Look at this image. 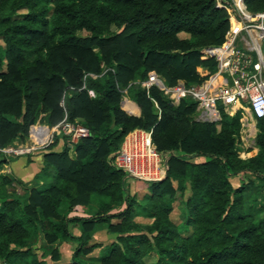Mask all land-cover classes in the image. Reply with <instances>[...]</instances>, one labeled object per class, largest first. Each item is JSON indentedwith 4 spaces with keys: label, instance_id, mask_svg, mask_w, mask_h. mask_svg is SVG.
I'll return each mask as SVG.
<instances>
[{
    "label": "trees",
    "instance_id": "trees-1",
    "mask_svg": "<svg viewBox=\"0 0 264 264\" xmlns=\"http://www.w3.org/2000/svg\"><path fill=\"white\" fill-rule=\"evenodd\" d=\"M245 4L264 10V0ZM228 16L216 0H0V149L24 142L38 117L49 128L66 119L89 130L76 142L54 133L19 196L11 180L26 183L0 174V264H264V117L258 152L240 158L239 112L200 121L190 97L175 104L140 83L155 73L169 86L201 84L197 68L215 69L211 50L225 40ZM123 90L139 114L121 107ZM135 128L152 130L168 165L163 179L115 165ZM13 159L0 151V168ZM98 225L113 235L109 244L94 240ZM63 242L74 248L59 263ZM95 248V260L83 259Z\"/></svg>",
    "mask_w": 264,
    "mask_h": 264
},
{
    "label": "built area",
    "instance_id": "built-area-1",
    "mask_svg": "<svg viewBox=\"0 0 264 264\" xmlns=\"http://www.w3.org/2000/svg\"><path fill=\"white\" fill-rule=\"evenodd\" d=\"M216 4L227 9L229 30L225 40L211 50L216 66L203 82L187 86L179 80L169 86L158 75L150 74L140 83L146 89L153 85L161 87L175 104L190 97L197 104L195 118L200 121L219 122L218 104L228 115L239 112L240 136L244 143L254 144L256 120L264 117V10L250 12L245 0H216ZM35 129L40 132L34 136L35 145L46 141L41 133L48 129L51 135L45 145L53 142L54 133L69 136L71 142L89 135L86 127L66 119L48 129L45 125ZM151 133V129L135 128L124 137L114 163L128 176L145 181L164 178L168 165L153 143ZM31 149L34 147L18 145L0 151L14 157Z\"/></svg>",
    "mask_w": 264,
    "mask_h": 264
},
{
    "label": "rangeland",
    "instance_id": "rangeland-1",
    "mask_svg": "<svg viewBox=\"0 0 264 264\" xmlns=\"http://www.w3.org/2000/svg\"><path fill=\"white\" fill-rule=\"evenodd\" d=\"M212 54V53H211ZM198 73L205 77L208 75V73L211 71L205 67H198L197 68ZM151 74H155V73H151ZM150 75V74H149ZM157 75V74H156ZM127 97H130L129 95H127ZM218 109L220 111V115L221 112H224L223 107L218 104ZM38 125H45V129H48L47 125L44 124L41 120V117L36 118L34 121H32L30 123V129H29V136L27 137V139L20 143V142H14L12 143V146H18V145H23V146H28L30 148L34 147V149H31L30 152H27V154H30V157H34L36 155H38V152L43 150V148H45L47 145V142H49L50 139V135H51V130H46L43 131L41 133V136L46 138L45 142L39 143L35 145V140H34V136H36V134H40V132L37 133V130L35 129L36 126ZM50 143H48L49 145ZM52 144V142H51ZM45 145V146H44ZM44 146V147H43ZM57 146V145H56ZM239 146H240V152H239V157L240 158H249L253 155H255L258 151H257V147L252 144V143H244L241 136L239 135ZM55 147V146H54ZM57 148V147H56ZM26 154V153H25ZM10 157V156H8ZM18 156H14V157H10V158H16L13 159L9 162L10 165V169L13 170V166L16 162H21V161H25V163H27L26 165H30V169L32 170H28L27 173L23 176L24 179H22V181H24L26 183V185H22L21 183L17 182L15 178H13L11 180V185L9 188V191L13 193V195H21L24 193L26 188H30L32 187L34 180H33V170L36 169L38 164H41L39 162L42 161V158L40 159H33V161L31 162H27L28 157L27 156H22V157H18ZM32 160V159H31ZM41 160V161H40ZM1 172H3L6 175H10V176H16L14 174V172H11L10 170H7V167H3V169L1 170ZM52 177H51V172L50 174H48L46 177L43 178V181H39L38 184H42V187H45L48 185V182H50ZM0 182H1V178H0ZM136 183L137 186H141L142 184L137 183V181H133V183ZM1 184V183H0ZM142 195H139L138 197L141 198ZM97 204V202H96ZM172 216L176 221H180V205L179 202L175 203V208L172 212ZM135 220L139 223H147L150 222V219L145 218L143 216H136ZM113 222H115V220H113ZM93 233V238L95 241L100 242L103 246L106 244H109L111 242V237L113 236L111 233L108 232L107 226L106 225H98ZM34 249H37V244L33 245ZM72 248H74V245L69 244V242H63L60 245H58V249L60 251V255H61V260L59 261V263H64V262H68L71 256V251ZM36 252L40 255L41 251L40 250H36ZM100 252V248H95L94 250H92L89 254L84 255L83 259L86 260H95L96 257L99 255ZM47 261L49 260V257L46 258Z\"/></svg>",
    "mask_w": 264,
    "mask_h": 264
},
{
    "label": "crops",
    "instance_id": "crops-1",
    "mask_svg": "<svg viewBox=\"0 0 264 264\" xmlns=\"http://www.w3.org/2000/svg\"><path fill=\"white\" fill-rule=\"evenodd\" d=\"M127 95H128V93H127V90L125 91V92H123V96H122V103H121V107L124 109V110H126V111H128L129 113H131V114H134V115H137V114H139V107H138V105L130 98V97H127ZM124 102H130V103H132V104H134L135 106H136V111H130L129 109H127V108H124L123 107V103ZM256 131H257V129H256ZM257 151H258V149H257ZM41 158V156L40 155H36V156H34L33 158L31 157V162L33 161V159H40ZM29 161V159H27V162ZM41 161V160H40ZM30 162V161H29ZM39 163H41V162H39ZM27 163H25V161H21V162H16L15 164H14V166H13V170H11L10 169V165L11 164H9V163H7V164H3L2 166H1V168H0V174H4L3 172H1V170L3 169V167H7V170H10L11 172H14V174L16 175L15 177H17V178H19V179H24V175L27 173V171L28 170H32V169H30L29 167H30V165H26ZM41 168V164H38L37 165V167H36V169H34L33 171V175L39 170ZM23 175V176H22Z\"/></svg>",
    "mask_w": 264,
    "mask_h": 264
},
{
    "label": "water",
    "instance_id": "water-1",
    "mask_svg": "<svg viewBox=\"0 0 264 264\" xmlns=\"http://www.w3.org/2000/svg\"><path fill=\"white\" fill-rule=\"evenodd\" d=\"M121 103H122V100H121Z\"/></svg>",
    "mask_w": 264,
    "mask_h": 264
}]
</instances>
